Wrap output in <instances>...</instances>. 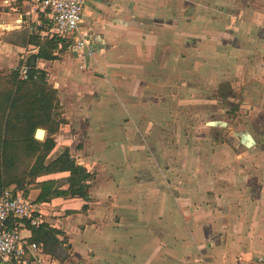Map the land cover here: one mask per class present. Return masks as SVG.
Returning <instances> with one entry per match:
<instances>
[{"label": "crops", "instance_id": "0c3cea01", "mask_svg": "<svg viewBox=\"0 0 264 264\" xmlns=\"http://www.w3.org/2000/svg\"><path fill=\"white\" fill-rule=\"evenodd\" d=\"M26 10L25 0H0L3 74L38 51L28 43L36 16L28 19ZM83 21L93 57L63 51L34 61L58 91L64 121L52 154L69 148L91 174L87 200L36 204L64 258L40 243L42 259L264 264V160H231L224 143L212 153L200 140L188 142L202 119L216 117L203 109L221 103L222 82H243L248 97L264 86V0H86ZM217 118L211 131L223 125ZM191 120L199 124L189 128ZM19 230L31 238L26 224Z\"/></svg>", "mask_w": 264, "mask_h": 264}, {"label": "trees", "instance_id": "16d2710c", "mask_svg": "<svg viewBox=\"0 0 264 264\" xmlns=\"http://www.w3.org/2000/svg\"><path fill=\"white\" fill-rule=\"evenodd\" d=\"M28 43L38 50L31 56L32 61H53L64 51V46L58 49L59 43H63L55 38L41 41L37 35H31ZM27 64L26 80H19L18 67L7 74L0 72V193L13 187L33 204L47 203L54 198L87 200L86 181L91 174L71 158L69 148L52 154L56 146L54 135L64 122L57 114L60 109L58 91L45 82L43 70L37 69L30 60ZM37 129L46 131L43 140L35 138ZM57 173H68V176L64 181H38ZM33 190L38 191L34 200L28 197ZM18 223L12 220L9 227ZM22 223L32 231L31 242L41 243L45 253L63 262L57 231L43 223L38 228L31 227L26 220Z\"/></svg>", "mask_w": 264, "mask_h": 264}, {"label": "built area", "instance_id": "2783aa9c", "mask_svg": "<svg viewBox=\"0 0 264 264\" xmlns=\"http://www.w3.org/2000/svg\"><path fill=\"white\" fill-rule=\"evenodd\" d=\"M27 10L24 12L28 19L36 16V35L40 40L57 39L58 49L70 53L81 51L88 57L95 55L96 43L91 31L84 29L83 8L86 0H25ZM7 7L8 2L5 1ZM37 49V47H33ZM29 73L27 60L18 65L19 80H26ZM45 82L49 75L45 73ZM12 220L19 221L18 225L10 228ZM38 228L41 212L36 204L23 197L21 191L13 187L0 193V263L12 264H52L42 259L43 247L37 242L21 235L19 227L23 221Z\"/></svg>", "mask_w": 264, "mask_h": 264}, {"label": "rangeland", "instance_id": "374dc122", "mask_svg": "<svg viewBox=\"0 0 264 264\" xmlns=\"http://www.w3.org/2000/svg\"><path fill=\"white\" fill-rule=\"evenodd\" d=\"M231 83L233 82H222L220 85L224 86L222 92H216L217 96L222 98L221 103H213L208 105L203 110L207 111L209 115L212 111H215L212 114H216L217 119L223 123L219 126L216 131H211L210 126H205L204 123H209L215 121L216 119H202L201 124L199 122L191 120L189 128H193L194 125H201V130H196L197 133H193V139L188 140L191 144H197V140L203 142L204 145L209 150H212V153L215 151V145L221 146V143H224V158L229 154V159H236V155L244 154L243 157L253 160H264V86H256L257 93L253 92L254 97H248L244 95L245 85L243 82L238 84L234 83V88H231ZM224 84V85H223ZM257 84L258 82H253L252 85ZM219 85V86H220ZM230 87V93L226 87ZM244 90V91H243ZM258 94V95H257ZM215 93L210 96H214ZM231 96L229 99L225 96ZM250 100V101H248ZM248 101L249 103H246ZM61 109V106H60ZM194 108H192L193 110ZM61 111H57V114L60 115ZM218 112V113H216ZM61 118V116H60ZM194 121V122H192ZM45 131V130H44ZM249 133L255 140L257 146H252L251 148H245V145L242 143L241 134ZM195 134V135H194ZM46 135V131H45ZM45 137V136H44ZM193 140V141H192ZM249 150V155L247 152ZM208 152V156L212 153ZM54 156V155H53ZM52 156V157H53ZM245 169V168H244ZM230 170V169H229ZM232 170L229 171V174ZM242 173L247 176L250 175L246 169Z\"/></svg>", "mask_w": 264, "mask_h": 264}, {"label": "water", "instance_id": "95a60500", "mask_svg": "<svg viewBox=\"0 0 264 264\" xmlns=\"http://www.w3.org/2000/svg\"><path fill=\"white\" fill-rule=\"evenodd\" d=\"M33 64H35L34 60L32 61ZM214 124L211 122L209 123V126H213ZM45 136V131L43 129H37L35 132V138L38 140H43ZM241 139H242V143L247 147H251L254 145V140L251 137L250 134L245 133V134H241ZM71 158H74L73 155L70 153ZM0 264H7V263H0Z\"/></svg>", "mask_w": 264, "mask_h": 264}]
</instances>
